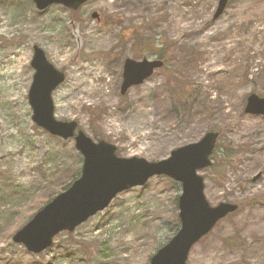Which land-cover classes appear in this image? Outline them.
Here are the masks:
<instances>
[{
  "label": "rangeland",
  "instance_id": "rangeland-1",
  "mask_svg": "<svg viewBox=\"0 0 264 264\" xmlns=\"http://www.w3.org/2000/svg\"><path fill=\"white\" fill-rule=\"evenodd\" d=\"M217 3L87 0L38 10L31 0H0V264H149L179 228L181 186L153 176L40 253L12 242L81 167L72 138L31 119L34 45L65 73L52 93L56 119L113 144L118 157L157 161L218 132L213 164L198 174L211 206L237 209L191 247L186 264H264V115L245 112L252 93L264 97V0H227L215 18ZM144 57L163 66L120 94L124 59ZM25 191L10 211L11 195Z\"/></svg>",
  "mask_w": 264,
  "mask_h": 264
},
{
  "label": "water",
  "instance_id": "water-1",
  "mask_svg": "<svg viewBox=\"0 0 264 264\" xmlns=\"http://www.w3.org/2000/svg\"><path fill=\"white\" fill-rule=\"evenodd\" d=\"M38 10L60 4L76 10L87 0H31ZM227 0H218L214 17L219 16ZM95 17L96 14L94 13ZM30 65L33 69L27 99L31 119L36 126L62 139L73 138L74 148L82 157L80 175L64 191L37 210L11 240L31 253L51 246L60 232L73 231L89 217L106 208L120 192L141 186L153 176H166L181 186L177 199L179 228L149 259V264H185L191 247L223 217L235 211L234 203L211 206L204 196V180L198 171L211 165L217 132H206L198 141L182 145L166 158L148 161L141 157L121 158L115 146L103 140L94 142L75 121H61L54 116L53 91L64 81V72L48 61L44 51L34 45ZM159 59L126 58L122 65L120 94L141 84L160 68ZM245 112L264 115V97L252 93Z\"/></svg>",
  "mask_w": 264,
  "mask_h": 264
},
{
  "label": "trees",
  "instance_id": "trees-1",
  "mask_svg": "<svg viewBox=\"0 0 264 264\" xmlns=\"http://www.w3.org/2000/svg\"><path fill=\"white\" fill-rule=\"evenodd\" d=\"M158 57L162 58V55L158 54ZM215 154L213 155L212 159L214 158ZM213 164V163H212ZM79 169H77V171L75 173H71V174H67L65 176L66 178V183H62V185L57 189H54L53 191H51L50 193H48L46 196L43 197L42 199V204L40 206H42L44 203H46L47 201H49L51 198H53L57 193H59L61 190H64L70 183L71 181H73L77 176L76 174L78 173ZM78 175V174H77ZM70 181V183H69ZM25 196H21L20 192L19 193H15V196H12L10 197V200L11 201H14L15 203H8L9 205V210H13L15 209L17 206H16V201L15 199L17 200H20V201H24L23 203H25V201L29 198L30 194L28 191H25ZM39 206L36 207V209L38 208Z\"/></svg>",
  "mask_w": 264,
  "mask_h": 264
},
{
  "label": "bare ground",
  "instance_id": "bare-ground-1",
  "mask_svg": "<svg viewBox=\"0 0 264 264\" xmlns=\"http://www.w3.org/2000/svg\"><path fill=\"white\" fill-rule=\"evenodd\" d=\"M252 164H253V166H252V167H255V166L257 165L256 163H253V162H252Z\"/></svg>",
  "mask_w": 264,
  "mask_h": 264
}]
</instances>
